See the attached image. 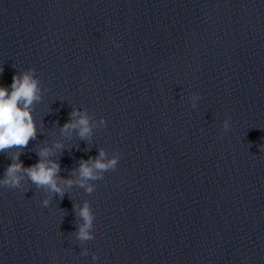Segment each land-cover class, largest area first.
Listing matches in <instances>:
<instances>
[{
	"label": "clouds",
	"instance_id": "1",
	"mask_svg": "<svg viewBox=\"0 0 264 264\" xmlns=\"http://www.w3.org/2000/svg\"><path fill=\"white\" fill-rule=\"evenodd\" d=\"M113 43L120 47L119 43L115 41ZM35 73L34 68H29L13 76L10 89L0 86V153L10 154L8 157L11 160L3 178H0V187L18 189L23 187L22 182L27 180L48 194L42 201L43 206L48 207L53 197L63 199L74 186L83 188L87 194L93 193L96 188L94 182L103 179L106 172L115 171L120 161V153L114 152L109 157L108 152L101 147L97 156L81 159L78 166L64 178L59 175L61 172L59 161L51 158L57 151L65 149L64 143L57 141L51 147L45 143L36 151L38 161L30 166H24L20 155L29 142L35 140L38 135L34 109L36 104L43 100V94L47 91ZM200 99L199 93L192 94L191 106L196 108ZM102 127H106L104 117L97 121L86 107L83 109L73 107L68 121L59 128V131L65 138H71L75 132L80 140L89 142L92 140L94 130ZM229 128L230 120L225 119L222 129L227 132ZM73 210L80 221L77 231L73 233L75 238L81 244L93 240L95 214L90 201L85 200L82 205L73 203ZM80 255H88V249H83ZM92 259L97 260L98 255L93 253Z\"/></svg>",
	"mask_w": 264,
	"mask_h": 264
}]
</instances>
